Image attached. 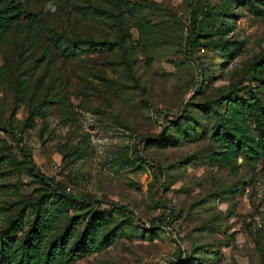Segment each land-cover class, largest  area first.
Masks as SVG:
<instances>
[{
  "label": "rangeland",
  "instance_id": "374dc122",
  "mask_svg": "<svg viewBox=\"0 0 264 264\" xmlns=\"http://www.w3.org/2000/svg\"><path fill=\"white\" fill-rule=\"evenodd\" d=\"M20 216L32 264H264V2L0 0V232Z\"/></svg>",
  "mask_w": 264,
  "mask_h": 264
},
{
  "label": "trees",
  "instance_id": "16d2710c",
  "mask_svg": "<svg viewBox=\"0 0 264 264\" xmlns=\"http://www.w3.org/2000/svg\"><path fill=\"white\" fill-rule=\"evenodd\" d=\"M240 1H241V3H243L245 5H252V4L258 3V2H264V0H240ZM194 27L195 26L193 24L192 25L193 31H194ZM164 140H166V134H165L164 130H161L159 133L155 134L153 137L145 138L143 140V144L147 145L148 142H151V141L161 142ZM32 214L34 215V224H35L34 228L38 230V229H40L38 220L41 217V215H39V209H37V207H36L32 211ZM21 218H22L21 216L19 218L15 217L12 220V222L0 232V264H32L31 257H30V250H29L31 247V244H30L29 239L26 236L24 237V241L21 242V244L19 246V255L14 260L11 259L12 253H10L9 249H8L9 243L3 241V237L15 235L16 230L18 229V227L21 224ZM159 221L162 222L161 220H159ZM144 229L148 230V231H154V230H158V229L160 230V228H158V227H150V228H144ZM84 232H86V234H88L90 232L92 233V228L91 229L88 228ZM48 258H49V253L46 254V259L44 260V262L47 263ZM185 260H187L186 256H184L182 259H179L176 263H173V264H182L183 262H185Z\"/></svg>",
  "mask_w": 264,
  "mask_h": 264
},
{
  "label": "built area",
  "instance_id": "2783aa9c",
  "mask_svg": "<svg viewBox=\"0 0 264 264\" xmlns=\"http://www.w3.org/2000/svg\"><path fill=\"white\" fill-rule=\"evenodd\" d=\"M140 226L144 228H150V227H158L162 230H169V228L166 226L165 222H160L157 219H154L152 221L149 220H143L142 222L139 223ZM180 246V255L177 258H173L169 261H162L159 264H173L176 263L179 259H182L185 256V248L182 243L178 244Z\"/></svg>",
  "mask_w": 264,
  "mask_h": 264
}]
</instances>
